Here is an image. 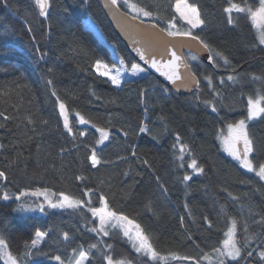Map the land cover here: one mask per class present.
<instances>
[{"label":"trees","instance_id":"obj_1","mask_svg":"<svg viewBox=\"0 0 264 264\" xmlns=\"http://www.w3.org/2000/svg\"><path fill=\"white\" fill-rule=\"evenodd\" d=\"M133 2L153 12L152 17L141 16L142 21L168 29L176 16V29L190 28L174 12L175 0ZM188 2L204 20L191 31L210 46L213 63L210 55L203 59L187 52L199 83L192 95L179 96L147 71L118 87L96 73V60L116 63L113 52L130 69L138 64L106 19L100 0H51L47 18L38 14L33 0H0V171L7 176L0 179V236L19 264H58L57 255L72 264L80 251L89 255L85 264H106L102 251L142 264L121 231L110 230L109 236L90 231L98 221L87 203L30 214L19 210L20 202L2 199L5 192L16 196L37 188L91 200L93 207L105 197L113 211L139 223L160 256L167 258L148 264H207L204 257L217 254L214 249L232 218L239 245L247 238L240 264H264L257 255L264 249V225L259 223L264 217V180L228 157L220 142L227 124L247 116L248 96L264 91V45L245 14L233 12V23H228V0ZM233 2L243 6L244 0ZM119 7L134 15L122 2ZM57 96L68 110L71 133L64 127ZM76 113L89 123L80 124ZM92 125L109 130L103 146L96 145L99 133ZM143 126L148 132H139ZM249 133L254 143L251 159L256 165L264 163V116L249 124ZM177 134L188 145L183 162L173 148ZM93 148L101 161L96 167L89 159ZM192 156L203 172L187 167ZM185 174L192 179L184 181ZM23 198L28 203V197ZM37 229L49 235L38 249H28L32 256H25V242ZM90 244L97 249H89ZM253 248L257 251L247 257ZM172 254L189 259L175 260Z\"/></svg>","mask_w":264,"mask_h":264},{"label":"snow or ice","instance_id":"obj_2","mask_svg":"<svg viewBox=\"0 0 264 264\" xmlns=\"http://www.w3.org/2000/svg\"><path fill=\"white\" fill-rule=\"evenodd\" d=\"M35 8L38 10V14L42 17L47 18L49 9L51 7V0H33ZM121 0H108L106 3V7L115 6L117 11H119V5ZM123 7L127 8L129 12L134 13L130 18L133 20L139 19L141 16L143 17H152L153 12L150 10H146L143 6L138 3L133 2V0H122ZM174 12L178 14L180 20L186 22L190 28L188 30L180 31L179 29L173 31L172 29H176V25L173 22L176 19V16L172 18V21H169L168 29L161 28V32H166L168 36H187L192 40L198 41L203 48L207 49L210 53L212 49L210 46L203 40L200 39L199 35L193 34L192 29L200 28L201 25L204 24V20L201 18L200 11L194 5L188 2V0H175L173 5ZM224 12L228 14V23H233L232 13H243L249 19L251 26L256 31V36L261 45H264V0H258V4H250L248 0H244L243 6L240 3H235L233 0H228V6L224 8ZM123 15H128V13H123ZM142 22V21H141ZM153 28H156L157 25L153 24ZM140 58L144 60L146 64H149L151 68L155 69L162 76H165L168 80L175 83V80L180 79L181 77L177 73V69L179 67L178 62L181 60V57L177 55L175 51H171V59L167 61L166 64H161L153 55H146L145 51H142L140 48L136 49ZM216 55H221L220 53H216ZM224 60L225 64L229 63V60L226 57H221ZM192 59H196L195 56ZM209 63H213V57L210 55ZM187 67V65H185ZM94 69L96 73L101 77H107L114 85L120 84V76L123 71H127V66L124 63L123 59H120L119 66L115 63L109 64L105 63L103 60H96L94 63ZM132 74L135 75L139 72H143L144 69L140 68L137 64H131ZM167 69V70H165ZM195 79V77H193ZM253 79H260L258 77H253ZM209 85L212 84L211 76L207 77ZM229 81H234L235 77L229 76ZM223 79H221V83H223ZM51 84V81H48ZM196 83H199L196 81ZM53 96H56V92H52ZM57 103L59 105L60 115L64 120V127L72 132V128L69 124V115L68 110L64 102L60 101L57 96ZM212 111L217 112V108L215 105H212ZM80 124H88L89 121L84 118V116L76 113ZM264 116V91H257L255 95H249L247 98V116L238 120L235 123L227 124L226 133L221 131L220 135L223 136V145L224 150L230 155L234 160L239 161L240 167L246 169L250 173H255L260 180H264V163H260L256 165L253 159H250V155L254 152V143L253 139L249 133V125L248 122L252 121L258 117ZM7 119V117H5ZM95 128V131L99 133V137L96 140V145H103L105 141L109 139L110 132L109 130L97 127L96 125H92ZM140 133L148 132L146 126L139 128ZM85 133L81 132L80 135H84ZM127 136V133H124ZM173 148L177 150V158L180 161H184V155L186 150L188 149V145L183 143L179 134L176 136V143L173 145ZM133 155H136L135 150H133ZM188 155H192L188 152ZM91 161V165L96 167L101 161L97 158L96 148H93L91 151V155L89 157ZM184 164L181 163V167ZM188 168H191L194 173L203 172V168L198 164L196 158L192 156L190 162L187 164ZM0 179H7L6 173L0 171ZM192 179L191 175L185 174L183 176L184 181H189ZM163 187V185H161ZM166 190V189H165ZM85 195H88L86 192ZM231 195V193H229ZM25 196H33V197H43L44 203L36 204L35 207L25 208V204L21 202L18 206L19 210H39L44 212L45 204L49 208H82L85 206V203L88 205V211L91 212L92 217L98 219V226L93 227L90 231L102 234L103 236H109L110 229L116 226L123 232V236L127 238V241L131 243L134 251L142 258V264H148V261H159L166 260L167 258L160 256L158 251L155 249L154 244L152 242L151 235L146 233L142 226L135 222L133 219H130L128 216L123 214H118L113 211L105 199V197L101 196L100 206L93 207L91 206L92 201L88 200L87 202L71 197L70 195L64 193H51L49 189L37 188L34 191H22L19 195L15 196V200L21 201L22 197ZM58 196L57 199L53 200L51 197ZM234 200L238 199L237 197H232ZM3 200L7 201L12 199V197L5 192ZM207 219V218H205ZM262 225H264V217L259 221ZM212 227L211 223L208 225ZM244 232H248L247 226L244 227ZM49 235L47 231H41L39 229L36 230L35 236L31 239L30 242H25L26 252L25 256H32L33 253L28 249H38L41 243L45 240V238ZM63 239L65 241L69 240L68 233L63 234ZM89 249H97V244H90ZM109 250L112 249V245H107ZM247 248V238L245 244L243 246L239 245V240L237 238V221L232 218L230 221V226L224 232V239L221 242V245L214 249V251L222 257L219 260V264H228L229 261L234 262V264H240L241 260L245 259V249ZM257 250L255 248L248 250L246 252L247 257H252L253 253ZM77 250L73 249V254L76 255ZM36 255H40L39 252ZM79 259L75 261V264H85V261L89 260V255L80 251L78 253ZM259 260L264 262V249L258 251L257 253ZM102 259L106 261V264H133L132 260H129L127 257L114 259L113 255H110L107 251L101 252ZM147 258V259H143ZM172 259L181 260V259H189L188 257H181L176 254H172ZM208 259L207 256L204 257ZM54 259L58 262V264H65L64 260L57 255ZM0 260L4 261V264H19L18 258L12 254V252L8 248V244L6 240L0 236Z\"/></svg>","mask_w":264,"mask_h":264},{"label":"water","instance_id":"obj_3","mask_svg":"<svg viewBox=\"0 0 264 264\" xmlns=\"http://www.w3.org/2000/svg\"><path fill=\"white\" fill-rule=\"evenodd\" d=\"M102 11L115 31L118 38L126 45L127 49L134 57L136 62L148 73L157 78L169 90H172L179 96H190L193 94L195 87L198 86V78L194 75L185 55L191 53L197 57L207 59L210 52L203 48L202 45L187 36H168L166 32H161V27L153 28V23L145 22L140 19L133 20L131 15L119 7L109 4L108 0H100ZM142 21V22H141ZM137 48L146 52V55H153L161 64H166L171 59L170 52L175 51L181 60L178 62V75L181 77L175 80V83L162 76L155 69L151 68L142 60L137 52ZM187 65V67H185ZM167 70V69H165ZM195 77V79H193Z\"/></svg>","mask_w":264,"mask_h":264},{"label":"rangeland","instance_id":"obj_4","mask_svg":"<svg viewBox=\"0 0 264 264\" xmlns=\"http://www.w3.org/2000/svg\"><path fill=\"white\" fill-rule=\"evenodd\" d=\"M258 1V0H257ZM121 2H122V0H121ZM134 14V13H133ZM184 22V21H183ZM186 23V22H185ZM89 24H90V27L92 28V30H94L95 31V33L101 38V40L103 39V36H102V33L100 32V30L99 29H97V26L94 24V23H92L91 21H89ZM201 27H202V25H201ZM200 27V28H201ZM197 29H199V28H197ZM173 31H175V30H177V29H172ZM180 31H184L183 29H180ZM113 55H114V59H115V61H116V65L117 66H119V61H120V59H119V57L116 55V53L115 52H113ZM105 63H107V62H105ZM126 65V64H125ZM140 68H142V69H144L142 66H140L139 64H137ZM146 74V70H144L143 72H139V73H137V74H135V75H133L132 74V69H130L129 67H127V71H123L122 72V74H121V76H120V84L119 85H115V86H120L123 82H124V80H127V79H135V78H138V77H142V76H144ZM105 78H107V77H105ZM108 79V78H107ZM111 82V81H110ZM114 85V84H113ZM259 118V117H258ZM258 118H256V119H258ZM256 119H254V120H256ZM254 120H252V121H249L248 122V125L251 123V122H253ZM226 131H227V129H226ZM226 131H225V133H226ZM221 141V146H222V149H223V152L228 156V157H230L231 159H233L230 155H228V153L224 150V145H223V136H221V139H220ZM103 146V145H102ZM250 159H251V155H250V157H249ZM233 161H236V160H234L233 159ZM236 162H238L239 163V161H236ZM240 164V163H239ZM245 171H247L246 169H244ZM11 197H12V199H9V200H7V201H5V202H12V201H17V200H15V196H13V195H10ZM28 197V203H26V201L24 200V198L22 199L21 198V201H18V202H23L24 204H25V208L27 209V208H29L30 206L31 207H35V205L36 204H39V203H44V200H43V197H39V198H37V197H33V196H27ZM40 199V200H39ZM17 202V203H18ZM19 203V204H20ZM19 206V205H18ZM47 208V205L45 204V209ZM49 208V207H48ZM54 209V208H53ZM55 209H61V208H55ZM64 209H73V208H63V210ZM45 211V210H44ZM22 212H24V213H30V214H44L45 212H41V211H39L38 209L37 210H25V211H22ZM97 221H98V219H96ZM110 230H119V231H121L122 232V230L119 228V226H116V227H113V228H111ZM123 233V232H122ZM101 235V234H100ZM46 239V238H45ZM45 241V240H44ZM44 241L41 243V245L44 243ZM131 244V243H130ZM40 245V246H41ZM78 259H79V257H78ZM220 259H222V257H220L218 254H216L214 257L212 256V257H210V258H208V259H206L205 261H206V263L207 264H219V260ZM76 261V260H75ZM85 263H86V261H85ZM72 264H75V262L74 263H72Z\"/></svg>","mask_w":264,"mask_h":264}]
</instances>
